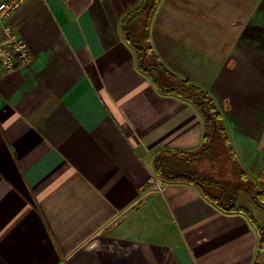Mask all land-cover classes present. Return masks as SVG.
I'll return each mask as SVG.
<instances>
[{"label": "crops", "instance_id": "obj_1", "mask_svg": "<svg viewBox=\"0 0 264 264\" xmlns=\"http://www.w3.org/2000/svg\"><path fill=\"white\" fill-rule=\"evenodd\" d=\"M144 1L27 0L13 16L32 59L0 80V264H256L260 247L264 264L249 196L251 217L148 185L160 151L202 145L204 118L140 69L122 29ZM150 42L210 94L264 191V0H161Z\"/></svg>", "mask_w": 264, "mask_h": 264}, {"label": "trees", "instance_id": "obj_2", "mask_svg": "<svg viewBox=\"0 0 264 264\" xmlns=\"http://www.w3.org/2000/svg\"><path fill=\"white\" fill-rule=\"evenodd\" d=\"M160 1L145 0L140 8L127 16L122 31L136 52L140 69L153 78L157 89L162 94L187 100L201 113L204 136L202 145L196 150H162L156 154L154 177L161 183L194 186L222 211L243 212L251 217L247 209L238 207V196L245 192L258 207L264 209V191L238 162L221 110L205 89L171 71L152 47L150 23ZM141 15H145L146 21L137 39L130 22ZM207 161L211 165L209 170H204L201 166ZM207 187H217L221 192L215 196L207 191ZM260 235L264 243V228H260ZM260 251L261 247L256 264Z\"/></svg>", "mask_w": 264, "mask_h": 264}, {"label": "built area", "instance_id": "obj_3", "mask_svg": "<svg viewBox=\"0 0 264 264\" xmlns=\"http://www.w3.org/2000/svg\"><path fill=\"white\" fill-rule=\"evenodd\" d=\"M27 0H0V80L16 72L31 59L26 41L18 34L12 23L15 13ZM150 186H161L156 178H150Z\"/></svg>", "mask_w": 264, "mask_h": 264}, {"label": "rangeland", "instance_id": "obj_4", "mask_svg": "<svg viewBox=\"0 0 264 264\" xmlns=\"http://www.w3.org/2000/svg\"><path fill=\"white\" fill-rule=\"evenodd\" d=\"M144 21H146L145 18H140L139 21L132 26L136 37H139L140 34H138V33L141 31V28L143 26ZM210 165H211V163L207 161V162L203 163L201 168L204 169V170H209ZM212 166H213V164H212ZM238 199H237V205L243 206L244 203H246V201L249 200V197H248V195L246 193H242L241 194V198L239 200V203H238Z\"/></svg>", "mask_w": 264, "mask_h": 264}]
</instances>
